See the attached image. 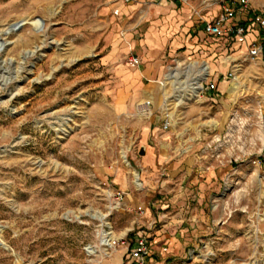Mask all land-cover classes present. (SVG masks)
I'll use <instances>...</instances> for the list:
<instances>
[{
    "label": "rangeland",
    "instance_id": "1",
    "mask_svg": "<svg viewBox=\"0 0 264 264\" xmlns=\"http://www.w3.org/2000/svg\"><path fill=\"white\" fill-rule=\"evenodd\" d=\"M132 3L0 0V264H138L139 234L142 264H264V0L206 37L217 95L177 84L166 108L138 43L159 3Z\"/></svg>",
    "mask_w": 264,
    "mask_h": 264
},
{
    "label": "crops",
    "instance_id": "2",
    "mask_svg": "<svg viewBox=\"0 0 264 264\" xmlns=\"http://www.w3.org/2000/svg\"><path fill=\"white\" fill-rule=\"evenodd\" d=\"M135 1V4L138 2H143V0ZM186 3L187 0H166L162 3H159V5H154L151 3L152 5L150 7L148 23L143 30L142 36L138 38L140 51L151 59V62H149L143 68V74H156L153 78L159 79L162 77L167 65L174 62L179 66L186 63L188 65L192 64L195 69H198L200 62H206L209 64V66H211L210 71H206L204 76L208 81L213 83L211 76L214 74L216 67L213 66L214 64L211 62V58L215 53L213 52L211 55L208 54H210L212 50L216 49L215 45L217 46L218 44V47H220V45L219 43L215 42V45L210 47L209 45L211 44L208 45L206 43V37H210V39L214 41H216L217 38H223V41L228 42H231L233 37L226 34L211 35L206 33L202 28L203 21L214 18L217 13H214L210 16L208 15L210 6H200V8L197 9L196 7L189 6V3ZM135 4L132 3L128 6L134 7ZM218 5L220 7L219 0ZM125 12L127 13L128 11ZM133 45L134 40H132L131 46ZM178 48H181L180 52L182 54L192 59L183 60L182 58H178L177 55L180 53L177 51ZM198 58L200 59L197 60ZM167 60H172V63H168ZM130 66L133 65L130 64ZM226 71V69L224 72L218 71V73L216 72V76H219ZM151 88H154V84L151 86ZM203 92L206 93L210 98H213L215 95H217V91L214 87ZM150 127L152 130L154 128H156V130L164 129L162 127V123L160 124V128L158 126H151V124H149L147 131L150 129ZM162 146L163 144H158L159 150L162 148ZM155 148V145L146 144L144 151H147L152 155ZM160 154L162 153L160 152ZM171 163L174 165L175 161L172 160Z\"/></svg>",
    "mask_w": 264,
    "mask_h": 264
},
{
    "label": "built area",
    "instance_id": "3",
    "mask_svg": "<svg viewBox=\"0 0 264 264\" xmlns=\"http://www.w3.org/2000/svg\"><path fill=\"white\" fill-rule=\"evenodd\" d=\"M128 1V0H123ZM166 0H143L145 3H162ZM186 1V0H181ZM221 11L210 20H204L202 28L211 35H230L233 38L241 37L246 29L249 27L245 23H241V15L244 13L248 0H219ZM117 13V9L114 10ZM252 23L257 25H264V19L259 14H254ZM251 24V23H250ZM122 33V31H121ZM130 45L127 50V61L131 65H138L140 62L139 57L132 51ZM263 44L261 42L251 41L246 47V53L250 56L258 55L262 52ZM199 70L195 69L192 64L177 65L175 62L167 65L162 78L157 80V83L162 87L161 105L166 108L167 105L173 103L177 104L182 99V93L173 90V86L179 84L184 87L186 91L191 92L193 89L194 81L197 77ZM231 70H227L221 74L222 78H227L231 75ZM203 81V82H202ZM200 90H210L214 87L213 83L208 81L204 76L200 79ZM166 86V87H165ZM169 87V88H168ZM165 88V89H164ZM150 98L143 101L144 105L150 104ZM165 115L169 116L168 113ZM168 122L163 121L162 127H167ZM148 253V243L144 235H137L135 237L134 246L130 249V255L135 259L138 264H142L143 258Z\"/></svg>",
    "mask_w": 264,
    "mask_h": 264
},
{
    "label": "bare ground",
    "instance_id": "4",
    "mask_svg": "<svg viewBox=\"0 0 264 264\" xmlns=\"http://www.w3.org/2000/svg\"><path fill=\"white\" fill-rule=\"evenodd\" d=\"M197 70H199V72H198L197 77H196V79L194 81V85H193V89H192L193 92L195 90H196L195 92H197L200 89V84H199L200 79H202L204 77L206 71H210V66H209L208 63L204 62L200 66L198 65V69ZM135 180H136V183H138V179L136 178ZM100 217L102 218L103 215H101Z\"/></svg>",
    "mask_w": 264,
    "mask_h": 264
},
{
    "label": "water",
    "instance_id": "5",
    "mask_svg": "<svg viewBox=\"0 0 264 264\" xmlns=\"http://www.w3.org/2000/svg\"><path fill=\"white\" fill-rule=\"evenodd\" d=\"M144 152V146L143 145H139L138 149H137V153L138 154H142Z\"/></svg>",
    "mask_w": 264,
    "mask_h": 264
}]
</instances>
